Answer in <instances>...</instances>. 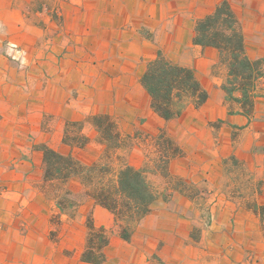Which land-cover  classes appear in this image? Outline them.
Wrapping results in <instances>:
<instances>
[{
  "label": "crops",
  "instance_id": "1",
  "mask_svg": "<svg viewBox=\"0 0 264 264\" xmlns=\"http://www.w3.org/2000/svg\"><path fill=\"white\" fill-rule=\"evenodd\" d=\"M34 2L0 0V42L19 46L27 63L19 66L0 55V141L17 143L28 156L21 162L24 173L36 172L46 183L39 145L85 167L100 161L105 145L88 122L94 116H109L123 137L132 138L124 157L135 169L148 160L145 145L164 130L182 151L169 164L171 176L186 184L205 183L228 211L220 209L216 225L194 242L195 221L185 213L195 202L171 190L167 202L154 204L130 243L116 235L111 238L116 264H264V215L261 221L241 208L233 226L235 203L228 193L235 163L255 193L254 203L264 208V94L255 98L250 116L238 103H227L221 85L228 69L220 64V52L193 43L196 22L227 2L241 26L247 57L264 60V0H68L62 6V21L49 23L47 32L39 21L24 15ZM46 37L47 53L40 48ZM159 52L192 69L208 93L200 108L190 106L170 121L153 111L141 84L147 65ZM258 85L256 90L264 87V78ZM235 96L241 97L239 92ZM72 123L84 125L89 143L83 148L63 142L65 127ZM66 188L72 197L81 198L68 226L85 237L84 222L91 214L96 227H114L113 215L85 196L79 176L71 177ZM37 196L41 220L48 223L54 201L46 191ZM160 201L170 209H156ZM177 205L185 207L181 214L172 212ZM55 209L57 213L56 204ZM153 256L160 263L151 262Z\"/></svg>",
  "mask_w": 264,
  "mask_h": 264
},
{
  "label": "trees",
  "instance_id": "2",
  "mask_svg": "<svg viewBox=\"0 0 264 264\" xmlns=\"http://www.w3.org/2000/svg\"><path fill=\"white\" fill-rule=\"evenodd\" d=\"M193 43L220 52V64L228 69L221 85L226 102L238 103L242 112L250 116L258 96L257 84L264 77V60L252 61L247 57L241 26L227 2L196 22ZM218 66L214 67V74H217ZM141 84L151 97L153 111L166 121L180 117L190 106L200 108L208 100V93L193 70L170 62L161 52L147 65ZM237 92L240 98L235 96ZM88 122L96 128L100 142L105 145L100 161L90 167L82 166L47 145L37 147L43 153V179L55 188L58 213L52 217V222L61 224L62 215L74 219L79 204L71 198L66 184L71 177L79 176L85 195L113 215L114 232L123 241L130 242L138 225L152 212L154 204L160 199L167 202L171 196L169 192H160L151 176L159 175L168 185L185 183L169 172L171 160L182 156V151L161 130L155 138L158 157L153 167L147 160L144 167L135 169L126 163L124 157L133 146L132 138L123 137L109 116H94ZM83 128V123L67 124L63 142L72 147H85L89 138L83 134ZM74 129L75 133L71 132ZM120 151L124 153L119 155ZM115 161L119 166H115ZM86 228V244L80 260L86 264H104L110 234L105 228L95 226L91 214L86 218Z\"/></svg>",
  "mask_w": 264,
  "mask_h": 264
},
{
  "label": "rangeland",
  "instance_id": "3",
  "mask_svg": "<svg viewBox=\"0 0 264 264\" xmlns=\"http://www.w3.org/2000/svg\"><path fill=\"white\" fill-rule=\"evenodd\" d=\"M67 1L35 0L32 8L28 9L24 15L26 18L39 21L47 32L49 23L62 21V6ZM48 45L46 37V44L40 47L41 50L47 53ZM0 55L19 66L25 67L27 65L24 62L25 52L9 40L0 42ZM257 86L259 85L257 84ZM257 91L258 95H263L264 87ZM72 131L75 133L76 130ZM16 144L15 142L0 141V264H46L47 261L51 264H86L80 260V256L86 244L87 234L84 237L80 231L68 226L70 220L73 219L62 220L61 217V224L59 225L52 222V217L58 213H55V188L51 184L43 183L36 172L35 174L33 171L24 173L21 162L27 160L28 156L20 152ZM145 150L149 165L153 167L154 160L158 157L155 142L146 144ZM123 153L124 151L118 152L119 155ZM115 164L119 166L116 161ZM233 166L234 168L229 175L232 179V188L228 191L233 198L232 202L235 203L232 211L234 220L231 221V224L235 225V214L241 208H247L254 212L262 221L263 206L254 203L255 193L248 189L246 175L240 172L237 164L234 163ZM151 179L158 186L160 192L167 193L174 189L175 191L180 190L183 191L180 193L195 202L193 209L185 213L187 219L195 221L196 226L191 232V239L194 242L199 240L202 232L208 231L216 225L218 212L228 211V207L218 205V198L207 191L205 183L191 185L175 182L168 185L159 175H152ZM40 191H46L52 200L50 201H54V208L48 223L42 222L38 212L39 198L37 193ZM71 198L77 203L81 199L72 196ZM159 207L165 210L170 209V206L161 201L155 206L156 209ZM184 208L183 205H177L172 209V212L181 214ZM220 209L222 210L220 211ZM84 226L86 228V220ZM113 229L114 227L106 229L110 234V244L106 249V262L104 264H116L117 259L114 257L116 246L111 243V238L115 235L118 236V234ZM150 261L160 263L157 256H153Z\"/></svg>",
  "mask_w": 264,
  "mask_h": 264
},
{
  "label": "built area",
  "instance_id": "4",
  "mask_svg": "<svg viewBox=\"0 0 264 264\" xmlns=\"http://www.w3.org/2000/svg\"><path fill=\"white\" fill-rule=\"evenodd\" d=\"M263 78H264V77H263ZM261 79H262V78H261ZM261 79H260V80H261ZM260 80H259V81H260Z\"/></svg>",
  "mask_w": 264,
  "mask_h": 264
}]
</instances>
